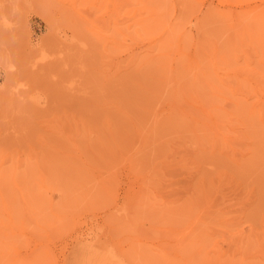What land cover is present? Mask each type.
<instances>
[{"label": "rangeland", "instance_id": "obj_1", "mask_svg": "<svg viewBox=\"0 0 264 264\" xmlns=\"http://www.w3.org/2000/svg\"><path fill=\"white\" fill-rule=\"evenodd\" d=\"M0 264H264V0H0Z\"/></svg>", "mask_w": 264, "mask_h": 264}, {"label": "bare ground", "instance_id": "obj_2", "mask_svg": "<svg viewBox=\"0 0 264 264\" xmlns=\"http://www.w3.org/2000/svg\"><path fill=\"white\" fill-rule=\"evenodd\" d=\"M46 179V178H45ZM18 181V180H17ZM46 181V180H45ZM23 182H24V180H23ZM47 182V181H46ZM18 183V182H17ZM47 184V183H46ZM42 185V184H41ZM48 188H49V186H48Z\"/></svg>", "mask_w": 264, "mask_h": 264}]
</instances>
